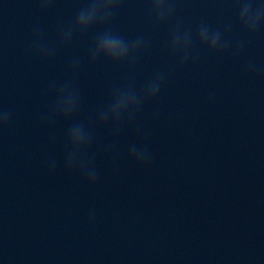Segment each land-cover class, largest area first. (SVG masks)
I'll return each mask as SVG.
<instances>
[{
	"label": "water",
	"instance_id": "obj_1",
	"mask_svg": "<svg viewBox=\"0 0 264 264\" xmlns=\"http://www.w3.org/2000/svg\"><path fill=\"white\" fill-rule=\"evenodd\" d=\"M264 3V0H260ZM87 0H52L41 12L38 0H0V12L35 40L55 49L56 59L110 96L114 86L133 84L137 90L158 71L168 73L158 96L146 101L138 114L175 136L217 165L264 203V22L255 35L237 23V0H173L175 12L157 25L150 0H121L112 29L128 40L143 36L147 47L137 63L114 65L103 59L90 63L88 51L102 29L75 34L60 45L59 25H71ZM204 22L224 31L232 47L215 54L196 43ZM190 29L193 57L183 67L169 53L173 29ZM230 27V31H225ZM243 43L242 51L234 54ZM255 65L252 73L249 63Z\"/></svg>",
	"mask_w": 264,
	"mask_h": 264
},
{
	"label": "clouds",
	"instance_id": "obj_2",
	"mask_svg": "<svg viewBox=\"0 0 264 264\" xmlns=\"http://www.w3.org/2000/svg\"><path fill=\"white\" fill-rule=\"evenodd\" d=\"M41 12L47 11L52 0H38ZM121 0H87L84 7L80 8L71 25H59L57 28V39L60 45H67L77 33L83 34L94 27L102 30L97 33L94 42L89 48L88 59L95 63L103 59L111 64L119 65L128 63L134 67L143 50L147 47V41L143 36L128 40L115 32L111 27L112 19L119 8ZM151 15L154 22L159 25L167 22L174 14L173 0H150ZM238 17L237 23L249 35H255L264 22V3L260 0H237ZM225 31H230V27ZM224 31L219 28H212L210 25L201 22L196 29V43L206 47L209 52L223 54L232 47L231 42L223 39ZM193 35L190 29L182 30L177 25L172 33L169 42V53L178 61V66L183 67L193 57ZM243 49V43L237 45L234 54L238 55ZM34 52L40 56L51 57L55 49L44 44L37 35L34 40ZM80 61L74 60L71 65L73 78L57 85L55 81L49 84L48 91L55 96L48 113L43 116L47 122H55L57 119L71 120L78 113L80 108V93L75 86V74L79 69ZM255 70L254 63L250 62L247 71L252 73ZM168 73L156 72L139 90L133 84H120L113 87L110 92L108 103L94 118L80 120L71 123L65 135L66 158L64 166L69 171H78L89 183L95 184L98 179V171L95 167V156L89 155L93 145L92 123L101 125L111 122L113 132L118 134L121 125L132 124L138 112L146 101L154 100L163 86ZM11 112L0 110V129L7 127L11 120ZM128 156L137 164L147 165L151 161L147 147H138L132 144ZM49 171H54L56 162H49ZM94 218L90 213L89 219Z\"/></svg>",
	"mask_w": 264,
	"mask_h": 264
}]
</instances>
